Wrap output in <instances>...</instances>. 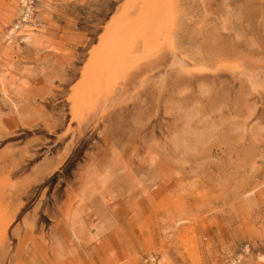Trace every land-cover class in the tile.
<instances>
[{
	"label": "rangeland",
	"instance_id": "374dc122",
	"mask_svg": "<svg viewBox=\"0 0 264 264\" xmlns=\"http://www.w3.org/2000/svg\"><path fill=\"white\" fill-rule=\"evenodd\" d=\"M20 1L0 0V264H264V0H171L170 61L91 96L138 1Z\"/></svg>",
	"mask_w": 264,
	"mask_h": 264
},
{
	"label": "bare ground",
	"instance_id": "6f19581e",
	"mask_svg": "<svg viewBox=\"0 0 264 264\" xmlns=\"http://www.w3.org/2000/svg\"><path fill=\"white\" fill-rule=\"evenodd\" d=\"M136 1H138V2L136 3ZM20 2L24 6L28 5V0H21ZM128 2L130 3V1H128ZM133 2H135L138 6H140V7L137 6L138 9L140 8V11L137 9L139 11L138 15L136 17H132V18H124V19L122 18L123 20L120 21V22L117 21L118 23L116 21H114L115 17H113L111 26H109L107 28V30L104 33V35L102 36V38H100L101 40L99 42V45H100L99 47L100 48H99L98 58L94 62H92V65H94V68L92 66L90 67V68H93L94 70L91 69V72L93 71V77H92V79H90L91 81L88 82L89 83L88 85H90V89H91L90 92H88V95H90V93L92 94V92L95 91L96 87L100 86L102 82L105 81V83H106L109 79L118 76V73H120V72L126 73L127 71H129V69L132 68V66L135 63H137V61L138 62L139 61H142V62L144 61L145 65L148 64L146 66L147 67L146 68L144 63H143V65L140 63L141 66H143L146 69L145 72H150L152 74L154 72L153 67L156 64H161V66H162V64L165 65V64H167V62L170 61V59H169L170 55L168 54L166 56V52L165 51H167L169 49V44L172 45V43H168L167 42V41L170 42V39L166 40L167 39V33L169 32L171 18H173L172 17V15H173L172 14L173 6H172V3H171V0H162V1L158 2L159 4L156 3V4H153V5L151 4L152 0L150 1V3H149L148 0H135ZM130 4L128 5L129 8L132 5V4L131 5ZM133 7H135V4H134ZM129 8L127 7L126 10L132 9V8H130V9ZM123 11H125V9H123ZM33 12H34V6H29L28 7V15L26 14L27 15L26 16V20H28L29 15L32 14ZM118 12H119V10H118ZM123 13L124 12H122L120 14H122V16H123ZM24 20H25V16H24ZM119 20H121V19H119ZM22 24H23V22H22ZM34 25H36V24H34ZM17 29H19V26H14L13 28L8 29L7 32L2 36L3 39H5L6 41H9V43H12L14 41V37L16 36ZM36 35H37V32L29 31L28 35L26 34V36L24 37V41L26 43L30 44L34 40ZM139 41H141V42L143 41L144 42V44H143L144 47H143V50H142L143 51L142 52V56L139 55L138 57H133L132 53H133V50H134V46ZM141 49H142V46H141ZM171 49H172V47H171ZM96 50H97V48H96ZM169 51H168V53H169ZM172 55H173V53H172ZM174 55H175V53H174ZM135 56H137V55H135ZM177 57L178 56H176L174 58H177ZM89 61H91V60L89 59ZM175 61L166 70L167 71L168 70L171 71V69H174V70H179L180 73L181 72L182 73H184V72L187 73L188 70L186 68H188V65L190 63L188 64V62L186 60H184L183 58H180V57H178ZM170 63H168V64H170ZM137 64H139V63H137ZM166 66H168V65H166ZM140 68H139V70H140ZM181 68H184L185 71H184V69H181ZM145 69H142V72ZM191 69H192V67H191ZM8 70H9V68L7 66H0V84L3 87H6L7 86L6 84H8L7 83V81H8V78H7ZM166 70H164V71H166ZM137 71H138V69H137ZM91 72H90V74H92ZM136 73H138V72H136ZM143 73H141V74H143ZM129 74L132 75L131 73H129ZM138 74H140V73H138ZM86 75H87V73H86ZM133 75H135V74H133ZM137 75H135L136 78L138 77ZM161 75H162V72H161ZM135 76H134L133 79H135ZM144 77H147V76L143 75V78ZM88 78H89V76H88ZM143 78L140 79V80L143 81ZM135 80L137 82V79H135ZM135 80H134V82H135ZM140 80H139V82H140ZM110 81H112V80H110ZM105 83H103V85ZM126 83H128V81ZM129 83H130V81H129ZM127 85L128 84H126V86L125 85L124 86L127 87ZM87 87H89V86H87ZM98 88H100V87H98ZM98 91H100V90H98ZM95 94H96V92H95ZM99 95L101 96V93ZM100 96H97V97H100ZM86 98H88V97H86ZM83 101H85V103H86L85 99ZM90 102H88V103H90ZM88 103H87V105H88ZM80 104H83V103H80ZM73 215H75V214H73ZM247 252H248V250H247ZM241 258H242V256L239 257V260H240L239 263H241ZM149 259L150 260L152 259V264L153 263L157 264L156 260H155V258L153 256H150ZM263 259H264V257L260 258V260H263Z\"/></svg>",
	"mask_w": 264,
	"mask_h": 264
},
{
	"label": "built area",
	"instance_id": "2783aa9c",
	"mask_svg": "<svg viewBox=\"0 0 264 264\" xmlns=\"http://www.w3.org/2000/svg\"><path fill=\"white\" fill-rule=\"evenodd\" d=\"M147 261H149L150 262V260L148 259Z\"/></svg>",
	"mask_w": 264,
	"mask_h": 264
}]
</instances>
